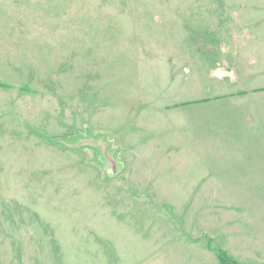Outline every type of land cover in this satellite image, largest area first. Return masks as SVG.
Here are the masks:
<instances>
[{
  "label": "rangeland",
  "instance_id": "374dc122",
  "mask_svg": "<svg viewBox=\"0 0 264 264\" xmlns=\"http://www.w3.org/2000/svg\"><path fill=\"white\" fill-rule=\"evenodd\" d=\"M264 264V0H0V264Z\"/></svg>",
  "mask_w": 264,
  "mask_h": 264
},
{
  "label": "trees",
  "instance_id": "16d2710c",
  "mask_svg": "<svg viewBox=\"0 0 264 264\" xmlns=\"http://www.w3.org/2000/svg\"><path fill=\"white\" fill-rule=\"evenodd\" d=\"M220 264H237L232 261L225 253H219Z\"/></svg>",
  "mask_w": 264,
  "mask_h": 264
}]
</instances>
